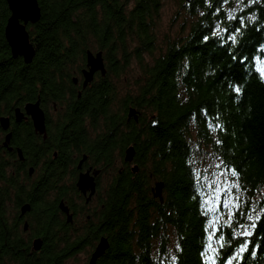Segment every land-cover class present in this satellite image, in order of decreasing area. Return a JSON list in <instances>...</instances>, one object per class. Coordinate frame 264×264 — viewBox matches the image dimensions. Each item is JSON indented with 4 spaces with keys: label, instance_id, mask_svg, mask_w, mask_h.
I'll return each mask as SVG.
<instances>
[{
    "label": "trees",
    "instance_id": "16d2710c",
    "mask_svg": "<svg viewBox=\"0 0 264 264\" xmlns=\"http://www.w3.org/2000/svg\"><path fill=\"white\" fill-rule=\"evenodd\" d=\"M38 1L41 19L28 28L36 55L27 64L12 57L5 36L10 10L7 1L0 0V113L38 98L45 109L54 104L66 112L65 121L73 123L56 129L54 138L70 137L72 143L53 147L59 157L71 147H82L93 162L108 167L134 145L139 171L122 169L101 199L102 232L110 245L96 264H202L203 228L210 217L200 206L204 197L193 199L199 152L208 149L214 160L222 158L238 167L248 189L239 193L241 197L254 199L257 206L264 200V78L259 72L264 66V0L186 3L187 34L175 37L158 55L156 25L162 0ZM238 27L242 31L236 34L237 55L253 56L243 67L230 58L237 45L225 43ZM213 31L220 35L205 43L203 37ZM87 50L103 51L108 71L78 98L72 78L86 65ZM133 58L141 70L138 88L118 105L112 80L125 73ZM229 82L239 84V95ZM130 107L140 111L138 122L128 120ZM203 109L210 113V123L224 124L226 131L210 129ZM217 139L223 145H217ZM22 145L26 159L52 153L43 143ZM157 181L165 184L162 200L153 195ZM52 188L50 181L22 183V191L36 192L38 201ZM24 199L38 210L50 207L37 205L31 196ZM262 239L264 223L258 225L257 243ZM71 249L69 244L55 256L29 264H63L62 257L71 255ZM246 264H264V249L256 258L249 256Z\"/></svg>",
    "mask_w": 264,
    "mask_h": 264
},
{
    "label": "flooded vegetation",
    "instance_id": "af4514ba",
    "mask_svg": "<svg viewBox=\"0 0 264 264\" xmlns=\"http://www.w3.org/2000/svg\"><path fill=\"white\" fill-rule=\"evenodd\" d=\"M85 67L74 72L73 78H78L77 83L72 78L78 98L85 89L82 86V70ZM99 74L96 73L95 78ZM26 103L0 113V264H21L22 261L36 263L46 255L55 256L69 244L72 254L63 256L61 262L67 264L84 254L83 264H88L101 238H108L102 232L101 220L104 207L101 199L106 196L108 183L114 181L122 169L132 171L135 162L125 164L123 158L120 169L118 160L108 167H102L93 162L87 153H82V147L80 150L71 147L59 157V151L53 147L72 142L70 137L54 138V131L60 126L71 125L73 121H65L67 113L58 110L54 104V111H49L41 103L46 114V135H41L36 132L31 117L24 111ZM17 108L22 110L21 116L17 114ZM2 118L7 121L3 123ZM22 141L31 142L34 146L43 143L52 153L37 157L36 160L26 159ZM84 156L86 159L82 162ZM97 170L100 173L95 178L96 192L87 200L90 193L83 194L76 183L82 173L90 171L94 174ZM49 181L54 183V188L42 193L41 201H38L36 192L25 194L22 191V183L29 186ZM8 183L16 188L9 187ZM73 185L76 190L71 191ZM7 187L8 191L5 190ZM25 196H31L39 206L50 204V207L47 211L38 210L30 200L24 199ZM61 205L68 209L67 212ZM37 244L40 245L38 249ZM79 264H82V260Z\"/></svg>",
    "mask_w": 264,
    "mask_h": 264
},
{
    "label": "snow or ice",
    "instance_id": "6c2138e0",
    "mask_svg": "<svg viewBox=\"0 0 264 264\" xmlns=\"http://www.w3.org/2000/svg\"><path fill=\"white\" fill-rule=\"evenodd\" d=\"M227 2V0H225ZM247 0H241L246 3ZM261 0H251V3L258 4ZM237 19V18H233ZM227 31V29H225ZM242 31V27L233 29L234 34L229 35L225 39V43L237 45V50L230 53V58L237 60L241 67L253 58L252 55H246L237 51V35ZM218 32H211V36L205 35L203 40L205 43L211 37H218ZM260 75L264 78V66L259 69ZM228 87L239 95L242 91L238 83L229 82ZM210 113L207 109H203L202 116L209 128L215 127L218 131H226L225 125L222 123H210L208 116ZM219 120V117H215ZM217 145H223L224 141L217 139ZM219 163L214 165L216 169L210 179L203 176L199 171L193 170L196 182V194L193 199L204 197L200 200V206L204 208L203 215L210 217L203 228L202 245L200 256L202 264H246L248 257L256 258L258 250L264 249V239L259 243L256 241L258 235V225L264 223V200L257 201L250 197H241L239 193L247 192L248 189L241 183V173L238 167L229 166L222 158H218ZM205 172L208 169H204ZM203 178L204 184L200 181ZM207 187L212 190V194L208 195L204 192ZM227 230V231H225ZM178 250L179 245H177ZM175 260L176 257H173Z\"/></svg>",
    "mask_w": 264,
    "mask_h": 264
},
{
    "label": "water",
    "instance_id": "95a60500",
    "mask_svg": "<svg viewBox=\"0 0 264 264\" xmlns=\"http://www.w3.org/2000/svg\"><path fill=\"white\" fill-rule=\"evenodd\" d=\"M10 10V16L7 20L5 27L6 40L10 46L11 54L13 58L21 57L24 62L29 64L33 61L36 55V49L31 42L30 32L28 30L29 24L37 23L42 16L41 7L38 0H6ZM193 0H186L187 3ZM83 73V88H86L90 83L94 81L95 74L100 73L102 76L107 74V66L103 51L87 50L86 52V67L82 70ZM77 83L78 78H73ZM24 111L31 117L36 132L41 135H46V114L41 106V100L38 98L36 101L27 102L24 105ZM19 116L22 115L20 108L16 109ZM140 111L136 107H130L128 110V120L139 121ZM20 118V117H19ZM7 119L2 118V122L5 123ZM20 155L22 156L21 152ZM136 150L134 145H129L124 151V161L126 163L133 164L135 160ZM86 159L83 157L82 162ZM132 171L137 173L139 171V165L134 163L132 165ZM100 173V170L91 174L90 171L82 173L76 183L77 188L82 191L83 194L90 193L87 200H89L96 192V176ZM165 184L163 181H157L153 188V195L156 198L163 199V190ZM63 210L67 212V208L61 205ZM72 219L71 216L68 218ZM110 242L106 237H102L97 244L90 262L88 264H96L97 261L105 254L109 248ZM39 244L36 248H39Z\"/></svg>",
    "mask_w": 264,
    "mask_h": 264
},
{
    "label": "rangeland",
    "instance_id": "374dc122",
    "mask_svg": "<svg viewBox=\"0 0 264 264\" xmlns=\"http://www.w3.org/2000/svg\"><path fill=\"white\" fill-rule=\"evenodd\" d=\"M186 0H162V9L156 25V54L158 55L164 47L172 41L175 37L182 34H187L189 27L188 14L186 12L185 4ZM131 65L125 70V73L119 78L113 77V82L116 85L118 92L117 102L119 105V99L123 98L125 94L130 92L133 94L138 88L137 81L141 76V70L139 68L138 61L133 58ZM115 79V80H114ZM49 111H54L52 107H49ZM200 172L204 176H208L210 179H214L212 173L214 171H221L222 169L214 168V165L219 163L214 160L213 157L208 154V149L203 153L199 152ZM121 167V160L118 161V169ZM204 169H208L207 172ZM207 188V187H206ZM208 195L212 194V190L207 188ZM84 254L80 255L78 259H72L67 264H79L84 259Z\"/></svg>",
    "mask_w": 264,
    "mask_h": 264
}]
</instances>
